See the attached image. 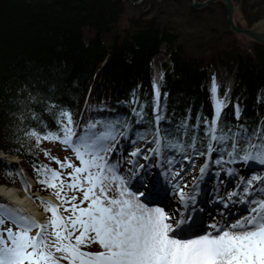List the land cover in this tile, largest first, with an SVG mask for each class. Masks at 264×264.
<instances>
[{
  "label": "snow or ice",
  "instance_id": "obj_1",
  "mask_svg": "<svg viewBox=\"0 0 264 264\" xmlns=\"http://www.w3.org/2000/svg\"><path fill=\"white\" fill-rule=\"evenodd\" d=\"M154 87L155 114L147 119L143 106L130 107L131 119H97L74 127L71 114L62 112L61 121L66 123L60 124L57 133L42 137L35 131L29 133L37 140L58 141L71 148L80 166L56 160L61 169H72L67 173V183L60 171L47 166L36 169L42 177L40 183L56 189L55 196L61 201L60 205L41 201L47 205L45 211L51 212L45 224L0 204V264H264V175L237 177L236 168L223 167L238 161L250 169L257 163L264 166V127L219 128L224 103L218 97L210 122L199 118L192 125L187 119L173 122L161 114L159 88ZM216 91L214 83V95ZM149 132L153 138L148 143L155 147L137 148L129 155L135 158L147 153L143 154L144 160L154 159L155 168L170 178V191L185 209L195 201L198 182L208 173L209 161L232 178L229 184L240 180L237 190L225 194L227 200L220 197L219 204L225 209L220 212V220L207 223L214 210L198 222L183 214L179 218L170 216L164 207L149 206L157 202L154 191L159 173L152 171V165H140V171L135 167L137 160L126 162L132 165L129 171L135 185L121 175L122 166L113 162L120 143L117 136L126 139L131 133L136 138L131 142L136 143ZM213 153L217 154L214 160ZM196 156L207 159L199 168V177L192 178L196 187L188 192L189 185L180 182L184 180L180 161H189L191 168ZM65 188L82 193L78 203L77 196L69 197ZM85 202L87 206L82 207ZM66 204L70 207L63 211L69 214L62 215L60 208ZM6 221L16 230L5 228ZM93 244L101 250H85Z\"/></svg>",
  "mask_w": 264,
  "mask_h": 264
},
{
  "label": "trees",
  "instance_id": "obj_2",
  "mask_svg": "<svg viewBox=\"0 0 264 264\" xmlns=\"http://www.w3.org/2000/svg\"><path fill=\"white\" fill-rule=\"evenodd\" d=\"M213 4L226 14L221 1ZM123 12L121 0H0V152L22 159L8 162L0 155V184L24 183V166L36 179L37 191L47 194L36 169L48 163L39 140L29 133H57L66 123L62 112L71 114L74 127L97 119H131L130 107L143 106L147 119L155 114L158 86L167 119L210 122L215 65L234 78L230 88L218 89L224 103L218 127H264L263 44L254 42L251 53L235 38L230 44L211 38L208 58L189 55L176 33L154 17L117 32ZM260 17L248 18L249 24ZM163 44L169 62L159 81L153 58ZM41 201L49 200L37 199L42 209L47 205ZM0 204L15 208L1 196Z\"/></svg>",
  "mask_w": 264,
  "mask_h": 264
},
{
  "label": "rangeland",
  "instance_id": "obj_3",
  "mask_svg": "<svg viewBox=\"0 0 264 264\" xmlns=\"http://www.w3.org/2000/svg\"><path fill=\"white\" fill-rule=\"evenodd\" d=\"M121 1L124 2V12L120 17V21L116 29L117 32L122 31L126 28L133 27L135 25H139L143 21H145L146 18L150 19L154 17L155 19L157 18L159 21L163 22L164 25L170 28L171 31L176 33L177 37L179 38L180 44L184 48V51L189 55L208 58L209 54L211 53L210 51L207 50L208 48L207 42L211 38L214 40L220 39L222 41V44L225 43L230 44L233 42V39L235 38L239 44L240 49H242L245 52H251V53H253L254 51L253 47H254V42L256 41L253 39H245L239 34L232 31L227 21V15L223 14L221 8L218 5L213 4L215 2L210 3L200 9H196V8L194 9L191 0H121ZM235 2L240 5V10L236 13V18L238 23L242 24L243 26H250L248 22V18L252 19L257 14L261 15L259 19L264 20V0H235ZM256 21H254L253 24ZM227 29H229L232 34H228L226 32ZM87 34L89 33L87 32ZM167 47H168L167 45L163 44L161 46L160 52L155 55L157 56V58H160L159 64L162 69H163V64L169 62V54ZM163 73H164V69L162 70V77L160 78L159 81L162 80ZM211 75H212V80L214 79L215 82L217 83L216 84L217 89H219L222 85H226L228 88H230L234 79L230 71L223 66L220 67L216 65L212 66ZM155 78L157 80L156 73H155ZM213 112L215 111H212V113ZM121 131H123V129ZM128 137L129 136H127V138L125 139L120 136H117V140L120 141V143L117 145V150L113 153V157H114L113 162L118 161L120 163V165L123 168L121 175H124L126 178L129 179L132 173L129 171V169L132 168L131 167L132 165L126 163L127 161L133 159L137 160L138 163L135 166L136 168L140 165H144L146 162H151L150 163L151 165H154L155 163L154 159H149L147 161L143 159V154H147V153H142V155L137 156L135 158L131 157L129 154L137 148L143 150L149 147H155V145H150L148 143V141H150L153 138L150 132L145 136L144 139L139 140L136 143L131 142L136 138L131 140V138ZM39 143L42 146L44 160L48 163V168L60 171L62 173L61 179H63L66 183L69 182L70 177L67 176V173L71 172L72 169L70 168L61 169L60 165L56 163V160H59L61 163L67 160L68 162L80 166V161L76 158L75 153L72 151V149L66 147L64 144L58 141L40 139ZM120 149H123V151H120ZM45 152L49 153V155H45ZM0 155L3 156L8 162H11L9 158H13V156L1 152ZM51 157H55L56 159H52ZM216 157L217 154L213 153V160ZM16 159L18 161L20 160V158H16ZM206 159L207 157L205 156L194 157V159L191 161V163L194 166L191 168L189 167V161L187 160H181L180 163L183 164L185 173L187 171H192V170H194L193 171L194 173L195 171L199 173V168L206 162ZM225 159H227L226 156ZM209 162L212 168L222 170L220 166L215 165L211 161ZM259 166H261L262 169L264 170V166L262 165ZM223 167L236 168L238 171L237 173L240 174L239 177H244L245 175V172H243L245 164H241L239 161L236 164H227L224 165ZM254 169H256L255 166H253L252 169L249 168L248 174L249 175L250 173L256 174L254 172ZM176 170L179 171V167H177ZM27 172L29 173V171H27L26 168L22 166L20 176H22V178L24 179L23 180L24 183L22 182L16 183L17 185H20L22 188H26L28 186ZM32 178L34 185L32 186L31 192L33 193V197L35 198L36 201L39 198L41 200H49L55 205L61 204L60 201L55 196L56 189H53L46 185L47 194L45 195L42 194L41 192L39 193V191H37L36 189V184H37L36 179L33 176ZM236 181L240 182L239 179H236ZM131 190L135 191L136 189L131 188ZM64 192H66L69 197L72 195H76L77 203L79 202L82 196V193L76 190L65 188ZM63 194L64 193H62V195ZM42 195L45 196L51 195L55 199H57L56 201L58 202L55 203V200H53L52 198L51 200L45 198V196L41 197ZM110 195H112V193H110ZM12 205H14L15 208H10V209L17 211L19 214L30 215L23 208L15 204ZM81 206L86 207L87 202H85V204ZM64 207H70V205L66 204L63 207H61L60 214L68 215L69 213H64L63 211ZM45 208L46 207H43L42 209L45 211ZM170 212L172 211H167L166 213L170 214ZM50 218H51V213L45 212L44 220L42 222L40 221L38 222L41 224H45L50 220ZM4 227L12 228L14 231L16 230L15 225H13L11 222L8 221H6ZM35 231L36 230H33V234L35 233ZM85 250L89 252H97L100 251V247L98 244H93L90 247L86 248Z\"/></svg>",
  "mask_w": 264,
  "mask_h": 264
},
{
  "label": "bare ground",
  "instance_id": "obj_4",
  "mask_svg": "<svg viewBox=\"0 0 264 264\" xmlns=\"http://www.w3.org/2000/svg\"><path fill=\"white\" fill-rule=\"evenodd\" d=\"M159 60L160 58L154 56L153 68L158 80H160V78L162 77V70H163L159 64ZM214 83L215 85L217 84L213 79L212 87ZM13 160H17L16 157H13ZM150 163L151 162H146L144 165L146 166L151 165ZM152 166L154 167L152 168V171L154 173H159L157 175V183L154 191V198L157 202L151 203L149 204V206L168 207L167 205L170 204L172 207L171 209H173V212L176 213L175 215H170V216L178 215L177 218H179L180 214H183L185 217L191 216L193 219H196L198 222L202 217L207 219V214L209 210H214L212 218L207 219L208 224L220 220V212L225 211L223 206L219 204L220 197L223 196L224 199L227 200V196L225 194L227 192L237 190L236 184L240 183L235 181V183L229 184L228 181L232 178L229 177L223 170L212 168L209 162L208 173L205 175L202 181L198 182L199 187L195 193L196 195L195 201L189 202L188 208L185 209L184 205L179 203L177 196L170 191L171 185L168 183V180L170 178L166 177L163 174V170L155 168V163ZM253 166L256 167V169H254V172L256 174L260 173V175H264L262 172L263 169L261 166L258 165V163L253 164ZM136 169L140 170L139 166ZM248 170L249 168L247 167V165H245L243 170V172H245L244 177L249 176ZM193 171L194 170L187 171L186 173L183 171L181 173V175L184 176V180L180 182L181 184L187 183L189 185V187L186 189V191L188 192H191L192 189L196 187V184L193 182L192 178L199 177L200 175V173H198L197 171H195V173ZM216 173H219V177H216ZM239 175L240 174L237 173V177H239ZM132 176L133 173H131L129 179H131V183L135 185L136 180L133 179ZM221 179L223 180V183H221ZM27 181H28V186L26 188H22L20 185L17 184L15 185L0 184V196L14 202L17 206L23 208L29 214H31L35 218V220L42 222L44 220V212L40 209L38 203L33 197V193L31 192L34 183H33V178L29 174L27 175ZM47 197L52 198L53 200L56 201V199L51 195ZM141 199L143 200L144 198L142 197ZM239 207L240 206L237 205V208ZM238 213L239 212H237L236 214L238 215Z\"/></svg>",
  "mask_w": 264,
  "mask_h": 264
},
{
  "label": "water",
  "instance_id": "obj_5",
  "mask_svg": "<svg viewBox=\"0 0 264 264\" xmlns=\"http://www.w3.org/2000/svg\"><path fill=\"white\" fill-rule=\"evenodd\" d=\"M192 5L196 9L205 7L206 5L221 1L226 7V15L229 27L232 31L239 34L245 39H253L264 45V20L259 19L251 26H243L237 22L236 13L240 10V5L235 0H191ZM10 159V158H9ZM13 158H11L12 160Z\"/></svg>",
  "mask_w": 264,
  "mask_h": 264
}]
</instances>
